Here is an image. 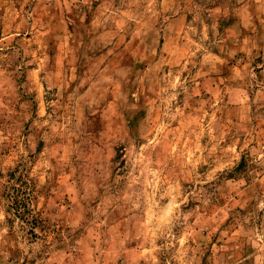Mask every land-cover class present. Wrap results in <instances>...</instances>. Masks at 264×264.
<instances>
[{
  "label": "rangeland",
  "instance_id": "1",
  "mask_svg": "<svg viewBox=\"0 0 264 264\" xmlns=\"http://www.w3.org/2000/svg\"><path fill=\"white\" fill-rule=\"evenodd\" d=\"M0 264H264V0H0Z\"/></svg>",
  "mask_w": 264,
  "mask_h": 264
}]
</instances>
